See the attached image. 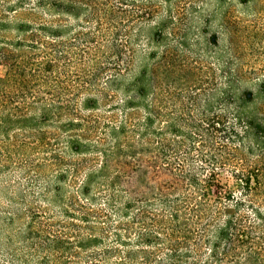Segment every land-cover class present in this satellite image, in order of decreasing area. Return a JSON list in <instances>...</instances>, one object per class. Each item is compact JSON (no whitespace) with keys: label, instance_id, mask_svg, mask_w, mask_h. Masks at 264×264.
Returning a JSON list of instances; mask_svg holds the SVG:
<instances>
[{"label":"trees","instance_id":"obj_1","mask_svg":"<svg viewBox=\"0 0 264 264\" xmlns=\"http://www.w3.org/2000/svg\"><path fill=\"white\" fill-rule=\"evenodd\" d=\"M29 1L0 0V24L34 16V45L25 37L15 51L0 49L10 61L0 76V172L9 130L56 117L43 98L34 116L7 111L4 91L34 82V91L121 93L102 125L70 109L71 134L55 155L89 156L94 145L103 162L84 172L62 220L34 219V264H264V111L255 107L264 84L244 91L237 77H203L184 62L186 50L218 44L207 29L193 33L201 43L189 28L177 39L159 11L173 0H36L52 12L47 20ZM78 62L87 69L71 71ZM84 101L95 108L93 97ZM149 171L166 177L149 182ZM0 264L13 263L0 252Z\"/></svg>","mask_w":264,"mask_h":264},{"label":"rangeland","instance_id":"obj_2","mask_svg":"<svg viewBox=\"0 0 264 264\" xmlns=\"http://www.w3.org/2000/svg\"><path fill=\"white\" fill-rule=\"evenodd\" d=\"M36 4V0H30L26 9L33 10L41 19L51 18L52 12L37 10ZM159 11L166 15V27L175 30L177 39H182L187 28L193 43L202 42L200 34H193L202 29L208 31L206 38L216 37L215 48L200 53L191 48L181 54L186 58L183 61L197 68L201 76H214L218 80L223 76L237 77L244 91H256L258 83L264 84V0H173L168 5L162 3ZM5 19L0 24L1 50L15 51L25 37L32 39L34 45V16L22 22L10 15ZM85 65L72 63L70 69L79 72L87 69ZM9 66L10 61L0 60V76ZM120 95V91H34V82L25 90L4 91L7 111L14 109L34 116V101L39 98L56 109V117L47 125L18 127L9 130L6 137L7 153L0 172V252L11 263L34 264V219L46 223L62 220V209L84 172L89 168L100 170L103 154L94 145L88 147L89 156L57 158L55 155L71 134L63 129L64 123L74 118L70 109L75 108L78 117L86 118L90 114L102 125L109 121ZM87 97L96 100L95 108L90 111L83 110ZM255 107L264 111V98H259ZM43 137L44 145L40 141ZM50 151L55 152L50 154ZM248 160L253 158L248 155ZM263 163L258 164L259 169L264 167ZM152 175L149 171L146 177L149 182L166 177L164 172ZM221 177L231 183L228 172L223 171ZM135 180L136 174L131 173L123 185L134 186ZM56 188H60L58 198L54 197Z\"/></svg>","mask_w":264,"mask_h":264}]
</instances>
